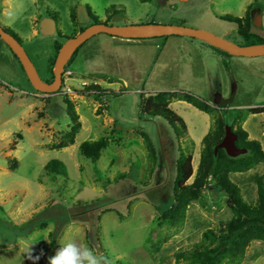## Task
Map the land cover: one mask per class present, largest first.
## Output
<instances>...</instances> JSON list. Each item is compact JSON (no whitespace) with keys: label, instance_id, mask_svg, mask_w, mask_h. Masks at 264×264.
Listing matches in <instances>:
<instances>
[{"label":"rangeland","instance_id":"1","mask_svg":"<svg viewBox=\"0 0 264 264\" xmlns=\"http://www.w3.org/2000/svg\"><path fill=\"white\" fill-rule=\"evenodd\" d=\"M250 6L251 13H264V0H0V24L12 30L43 81L53 85L56 45L92 23L73 21L74 8L78 13L87 7L108 26L115 19L121 26H183L246 47L237 25L226 18H244ZM111 8L118 14L109 20ZM44 18L57 22L56 35H42ZM250 33L264 39V23L251 27ZM110 38L97 35L79 53L89 51L93 59H102L105 68L87 72V64L82 70L78 55L71 66L68 61L62 87L43 93L0 37V264H33L29 249L40 257L35 264H48V258L68 242L93 250L101 264H190L178 262L177 254L192 250L207 230H218L234 216L227 196L208 187L181 225H159L160 217L175 205L181 153L193 156L196 174L203 142L197 141V130L203 124L197 108L185 110L174 104L192 131L178 142L175 129L165 122L140 119L141 94L185 92L214 103L222 90L212 94L213 79L201 68L186 70V46L177 41L180 37L130 43H111ZM173 43L177 53L170 56L165 52ZM226 68L234 82L225 96L234 97L229 110L243 118L242 125L250 109L264 108V56L232 57ZM219 77L218 82L222 74ZM92 84L116 96L87 92ZM66 100L79 115L81 130L75 144L61 149L56 145L72 131ZM263 118L248 120L246 132L264 148ZM228 119L233 122L232 116ZM145 136L156 145L157 165ZM88 141L105 143L98 161L82 155L80 147ZM8 159L18 162L17 170H11ZM52 160L65 163L67 175H48L45 168ZM263 174L261 164L248 173L231 175L248 204H257V179ZM193 181L194 177L189 182ZM241 264H264V242H253Z\"/></svg>","mask_w":264,"mask_h":264},{"label":"trees","instance_id":"2","mask_svg":"<svg viewBox=\"0 0 264 264\" xmlns=\"http://www.w3.org/2000/svg\"><path fill=\"white\" fill-rule=\"evenodd\" d=\"M140 1L148 3L151 0ZM251 8L252 6L248 8L245 18L228 16L226 20L237 25L239 35L247 41L246 47L264 46V39L255 37L250 33L252 27ZM89 14L95 24H102L90 11ZM116 14H118V11L115 8L109 9V20ZM71 17L73 21H79L76 8L72 9ZM5 30L15 36L11 29L5 28ZM62 46L63 44L59 43L56 45L57 56ZM83 46L75 51L68 66L74 63ZM55 62H53L51 69L53 79L55 78L53 73ZM87 92L104 96H116L114 91H102L97 84H92ZM174 99L185 101L202 112L212 114L214 122L211 131L202 142L200 163L196 174L191 154L181 153L178 158L174 182L175 205L160 217L159 225L170 227L181 225L187 218L190 206L195 202L201 201L204 191L208 187H212L214 193L220 192L227 196V206L234 216L231 220L221 225L218 230H207L203 234L202 242L192 250L179 252L177 260L178 262L186 261L190 264H241L246 257L249 246L253 242H264V174L257 179L258 201L256 205L248 204L245 201L241 188L231 180V175L248 173L259 165L264 164V148L260 142L250 140L249 134L241 125L243 118L239 115L234 117L229 110V106L213 107L208 102L190 93H142L139 111L140 119L143 121L161 120L165 122L175 129L177 141L180 142L183 137L189 135V130L184 119L171 108V103ZM65 104L71 120L72 131L65 136L61 143L56 145L57 148L61 149L75 144L76 137L81 130L80 117L74 110L72 103L66 100ZM248 113L249 115L264 114V108H253ZM231 116L233 118L232 123L228 119ZM227 125L234 129L238 136L237 146L246 150V154L232 158L224 149H219L218 152L215 151L216 147L224 139ZM236 125L240 126L235 129ZM145 139L152 162L157 165L159 157L156 145L148 136H145ZM104 149H106V145L103 141H88L80 147L82 155L94 161L99 160ZM179 152L181 151L179 150ZM8 163L11 170L15 171L18 169L17 161L12 162L8 159ZM45 171L48 175H67L65 163L59 160L50 161ZM124 177L125 174H121L120 179ZM193 177L194 181L190 183L189 181Z\"/></svg>","mask_w":264,"mask_h":264},{"label":"water","instance_id":"3","mask_svg":"<svg viewBox=\"0 0 264 264\" xmlns=\"http://www.w3.org/2000/svg\"><path fill=\"white\" fill-rule=\"evenodd\" d=\"M182 2H187V0H182ZM77 14L80 23L87 24L91 22V16L87 7H80ZM121 20H123V18ZM120 22L121 21H118V19H115L114 21L115 24ZM40 31L43 36L56 35L58 32L57 22L53 18H44L40 24ZM100 34H107L112 37L127 40H150L171 36L188 37L212 44L213 46H216L235 57L264 56V46H261V48L241 47L209 32L183 26H108L104 23L93 24L76 37L68 39L65 44H63L55 63V83L53 85H47L39 75L37 68L21 42L15 36L8 33L0 24L1 39L10 47L14 55L18 58L35 89L43 93H55L62 87L65 67L75 51L84 45L88 40ZM233 98L234 97L224 100L223 97L219 95L218 100H216L213 104L215 107H227L233 102ZM237 141L238 136L236 135L234 129L230 125H227L224 139L222 143L216 147L215 151L218 152L219 149H224L232 158H237L246 154V150L237 146Z\"/></svg>","mask_w":264,"mask_h":264},{"label":"crops","instance_id":"4","mask_svg":"<svg viewBox=\"0 0 264 264\" xmlns=\"http://www.w3.org/2000/svg\"><path fill=\"white\" fill-rule=\"evenodd\" d=\"M254 22L258 25L260 24L261 26H263L264 23V13L261 12L259 16H256L254 19ZM179 40H177L178 42L180 41L183 45L186 46V52L183 55V59L185 60L186 64H185V68L186 70H194V67H196V69L201 68L203 70V72H205L206 74H208L210 79H213L212 82L209 85V88L211 89V92L213 94L214 93H218L217 89H221L222 91L220 92L222 94V97L224 100H227V96H225V90H227L228 86H232L233 85V79L230 77L229 75V70L228 68H226V60H229L232 57L230 54H228L227 52L221 50L220 48L213 46L212 44H209L207 42L201 41V40H196L194 38H184V37H180L177 38ZM189 39V40H188ZM190 39H194V40H190ZM111 43H115L116 41H119V43H130V42H140V40L138 41H134V40H127V39H121V38H116V37H111L110 38ZM173 45L172 47H168L166 52L167 54H171L172 55H176L177 51L175 52V49H173ZM165 47V46H164ZM254 48H261V46L258 47H254ZM89 51L83 50L81 52V56L79 55V60L82 59L83 64H79V67L82 70H85V66L87 65V72H93L95 69L99 68V70H101V68L103 69V67L105 68V64L103 66V62L102 59H98L95 60L93 59V57L89 54ZM95 60V61H93ZM78 61V60H77ZM198 63V64H196ZM97 67V68H96ZM228 70V71H227ZM220 72L217 73V72ZM222 74V79L220 80V82H218V77L221 76ZM220 78V77H219ZM170 92H176V91H170ZM209 104H211L213 107L214 104L210 101H207ZM177 103V104H176ZM174 104L179 105L182 109L185 110H189L191 108V104L185 102V101H180L178 99H174L171 103V108L174 110L173 106ZM194 107V106H193ZM229 109L231 110V108L229 107ZM200 111V110H199ZM179 113V112H178ZM200 119H201V124H203V126L200 127L199 130H197V133L199 134V139L197 138V141H203L204 138L209 134V132L211 131L212 127H211V114L205 113L200 111ZM259 116L264 117V114H251L249 116V118L244 121V123L242 124L243 129L246 131V126H247V122L248 120L251 119H255ZM213 122H214V118H213ZM263 122H264V118H263ZM187 123V122H186ZM187 127L189 130V136L192 135V131L187 123ZM203 132V133H201ZM263 136H264V130H263ZM249 138L250 140H254V138H252V136L249 134ZM263 146V145H262Z\"/></svg>","mask_w":264,"mask_h":264},{"label":"clouds","instance_id":"5","mask_svg":"<svg viewBox=\"0 0 264 264\" xmlns=\"http://www.w3.org/2000/svg\"><path fill=\"white\" fill-rule=\"evenodd\" d=\"M27 253L28 258L33 260V264L40 259L39 256H32L30 249ZM48 264H101V258L85 246L68 242L62 244L55 255L48 258Z\"/></svg>","mask_w":264,"mask_h":264},{"label":"flooded vegetation","instance_id":"6","mask_svg":"<svg viewBox=\"0 0 264 264\" xmlns=\"http://www.w3.org/2000/svg\"><path fill=\"white\" fill-rule=\"evenodd\" d=\"M252 9H253V8H251V10H250L251 24H252V27H253V26L258 27V25L254 22V19H255L256 16H259L261 12H260V10H256V12H252V13H251ZM246 15H247V13H246ZM245 17H246V16H245ZM245 17H244V18H245ZM91 22H92V23H91L89 26L95 24V23L93 22L92 19H91ZM113 25H119V23H118V24H113ZM89 26H87V27L85 26V28H83V30H81L78 34H80L81 32H83V31H84L86 28H88ZM119 26H121V25H119ZM78 34H77V35H78Z\"/></svg>","mask_w":264,"mask_h":264}]
</instances>
